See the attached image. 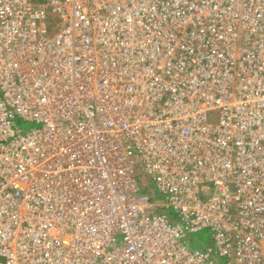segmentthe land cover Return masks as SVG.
Instances as JSON below:
<instances>
[{"label":"built area","instance_id":"obj_1","mask_svg":"<svg viewBox=\"0 0 264 264\" xmlns=\"http://www.w3.org/2000/svg\"><path fill=\"white\" fill-rule=\"evenodd\" d=\"M220 257L264 264V0H0V264Z\"/></svg>","mask_w":264,"mask_h":264},{"label":"rangeland","instance_id":"obj_2","mask_svg":"<svg viewBox=\"0 0 264 264\" xmlns=\"http://www.w3.org/2000/svg\"><path fill=\"white\" fill-rule=\"evenodd\" d=\"M31 124L28 123H23L22 127L23 128H28L30 127ZM169 214H175L174 210L170 209ZM175 216V215H172ZM214 242L212 240V231L209 229H203L201 231L194 232L190 234L189 238V244L193 248H200V249H205L212 245ZM220 262L222 264H227V260L223 257H220Z\"/></svg>","mask_w":264,"mask_h":264},{"label":"trees","instance_id":"obj_3","mask_svg":"<svg viewBox=\"0 0 264 264\" xmlns=\"http://www.w3.org/2000/svg\"><path fill=\"white\" fill-rule=\"evenodd\" d=\"M24 123H26V122H24ZM28 124H29V123H28ZM28 128H29V127H28ZM28 128H26V129H28ZM172 215H175V216H172ZM170 216H171V218L176 219V213H175V214H171ZM219 263L222 264L220 261H219ZM227 264H228V263H227Z\"/></svg>","mask_w":264,"mask_h":264}]
</instances>
